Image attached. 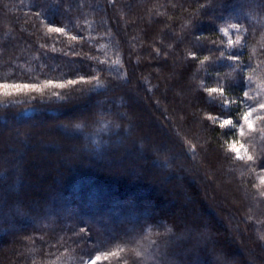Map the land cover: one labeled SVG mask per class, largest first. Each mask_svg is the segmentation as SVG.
Listing matches in <instances>:
<instances>
[{
	"label": "trees",
	"instance_id": "16d2710c",
	"mask_svg": "<svg viewBox=\"0 0 264 264\" xmlns=\"http://www.w3.org/2000/svg\"><path fill=\"white\" fill-rule=\"evenodd\" d=\"M230 24L240 30L232 48L223 32ZM56 27L64 32L50 31ZM232 54L237 59H227ZM46 80L65 87L0 94V264H90L105 251L116 255L101 256L98 264H264L254 207L225 203L197 175L210 200L223 206L209 208L175 162L184 155L188 165L200 156L212 175L215 165H225L253 201L255 180L241 181L231 150L237 124L234 131L232 125L221 128L218 118L241 117L247 85L253 100L264 104V0H0V84ZM131 82L149 101L172 100L173 113L174 107L181 111L172 92L188 103L194 99L202 139L187 116L184 141L176 144L154 124L144 126V108H126ZM122 109L138 125L127 141H120L130 127L120 118ZM52 116L79 131L46 129L42 123ZM158 116L168 123L167 113ZM41 117L43 122H28ZM261 127L251 138L258 147L253 163L264 157V120ZM42 133L51 138L43 140ZM141 140L156 145L140 150ZM40 142L50 146L39 153L68 160L39 179L47 193L25 186L35 177L38 157L49 163L35 149ZM71 151L78 162L65 156ZM134 228V240L122 243Z\"/></svg>",
	"mask_w": 264,
	"mask_h": 264
},
{
	"label": "rangeland",
	"instance_id": "374dc122",
	"mask_svg": "<svg viewBox=\"0 0 264 264\" xmlns=\"http://www.w3.org/2000/svg\"><path fill=\"white\" fill-rule=\"evenodd\" d=\"M226 27L223 30V32H224V36L226 37L228 46H230V48L236 47V45L239 44L238 43L239 39L236 37V35L238 32H240V30L238 28L233 27L231 24L227 25ZM230 40L233 42L231 45L229 44ZM140 60L142 61L143 59L140 58ZM175 70H177V69H175ZM170 72H172L171 69H170ZM155 74L157 75V73H155ZM137 76H138V78L140 76V74L138 75V72H137ZM170 78L172 79L171 76H170ZM129 87H130L129 89L131 91L130 94H131L132 98L127 100V103L124 102V103H126V108L130 110V104L131 103H136V105L140 104L139 106H142L144 108L145 114L147 115L145 118L148 119V120L144 119L142 121V124L144 126H151L152 124H154L157 128V132L167 142H173L174 144H176L179 141H184L183 131L185 132V128L182 126V124H183L184 120L186 119V116L191 120L195 131L197 133H199V137L200 138L203 137V134H202L203 131H202L200 118H199L200 115H199V112L197 110V107H195L193 104L194 99H192L191 103H188V101H187L188 98H180V97L176 96L175 93L172 92L173 98H176V103H177L178 109H179V111H181V112H176V107H174L175 113H173L171 104L173 106H175L176 104L172 100H169L168 102H166V101H164L163 97H160V98L153 97L149 101V99L147 97H145L139 90L135 89L136 85L134 82H131ZM164 91H165V95H164ZM245 92H247V97H244V102H243L244 111H247L249 108H251L253 110L251 119L254 123V128L252 130H249L247 128V126L244 125L243 120L240 119L239 124L236 125L238 142L235 144V146L237 148H240V145H243V147L240 148L238 155H237V153H234V156H235L236 160L239 161V163H240L239 168H238V176L241 179V181L243 182V181L247 180L248 178L255 180L256 185H255L253 201L252 202L250 201V203H249V201L245 199V197L242 195L237 183L233 182V180L231 179V176L227 175V173H226L227 170L225 168V165H222V164L215 165L214 166V173L212 175L210 172L206 171L203 162L201 160H199L200 156L198 158L196 156L194 158V161L192 159V163H190L188 165H186V163H185L184 155L177 157L175 162L177 163V167H179V169H181L183 171V176L187 177L190 180L195 182L194 185H195V188L198 190L199 197L201 198L203 203H205L209 208L216 209L219 211L220 209H223L222 208L223 206L221 204H218L216 201L210 200V197L208 196L207 189H205V187L203 188L200 181H198L196 179L197 175L203 177L202 180H204V183L207 182L210 184L211 188L213 187L214 190H218L219 195L221 196V198L224 200L225 203L228 202L229 204H234L233 203L234 201L241 200L244 204L246 203V208L247 207L251 208L253 206L254 207L253 224L255 225L256 234H257L258 238L264 242V170H262V168H261V164L264 163V157L258 158V161L255 160V162L253 163V160L257 158L258 147L255 145V143H253L254 145L251 144L252 143V141H251L252 136L255 133H258L259 129L262 128L261 126H262L263 120L261 119V117H263V116H262L261 111H260L261 110L259 107L260 105L257 104L253 100V95L255 93H254V90L252 89V87L249 88V85H247ZM13 93H16V92L13 91ZM161 93H163V96H166V94L168 93V90L166 88H164V90ZM0 94H3L2 90H0ZM190 98H191V96H190ZM151 102H152V107H151ZM113 103L115 105L118 104L115 100H113ZM127 109L121 110L120 118L122 121H124V125L130 123V125H129L130 127H129V130L128 129L126 130V132L124 133V135L122 136V139L120 141H127L130 137L137 135L136 128H138V125H136V123H134L133 119H131L132 116H130L128 114V112H130V111H127ZM158 113H160V114L162 113V115H164V113H167V115H169V119L167 120L168 123L164 124L161 121V119L159 118ZM224 117L225 116H221L218 118L220 123L223 122ZM41 119L43 120V118L41 117L37 121L29 120L28 122H30V124H33V122L34 123H37L40 121L43 122ZM51 119H52V121L49 123L47 121H44V123H42V125H44L46 129L50 126L56 128V126L59 125V123H57L55 121V120H57L55 117L52 116ZM169 124H171V126H173L175 128L169 129V126H170ZM7 126H11V122L10 123L8 122L6 124V127ZM59 126L62 127L61 130L64 132L72 133V132L79 131V128L77 126H72L70 128H65L61 125H59ZM225 126H230V125H225ZM241 128L243 129V135L240 134ZM48 129H51V128H48ZM169 130H171V131H169ZM41 135L43 137V140L51 138V137L44 135L43 133ZM53 137L55 138V135H53ZM30 138H32V136H30ZM115 138H117V137H115ZM4 139H5L4 142H6L7 140L5 137H4ZM59 140H61V144H62V146H64V142L66 139H64L63 137H59ZM141 141H142L141 143L140 142H138L137 144H136V142L134 143V145L136 144L137 148L140 150L145 149L146 147L149 148V147L156 145V142L148 143V140L147 141L141 140ZM204 141L202 140V142H204ZM36 145H37V147H35V149H37L36 151L38 153H39L40 148H44L43 150H47L45 147L50 146V145L44 144V142L43 143L42 142L36 143ZM59 147L60 146H58V149H59ZM43 150L42 151L40 150L41 153H39V154H43L44 157L42 159L47 160L49 163L46 164L45 161L40 162L41 160L38 157L37 158L38 161L36 162L38 169L35 172V177L32 178L30 176V177L26 178L25 186L33 185L35 191H40V190L44 189V192H46L47 191V189L45 190L46 187L43 186L42 183H40V181H39L41 176L46 174L47 170H50V171L56 170L55 168L60 167L62 164L68 165V162H67L68 160L67 159L63 160L59 157L56 159L55 154L57 152L54 153V152H48L47 151L46 153H44ZM203 150L204 149L199 148V154ZM75 154H76L75 151H71V153L67 152L65 156L67 157L70 155L72 160L78 162L77 158L75 157ZM255 154H256V156H255ZM238 156L242 157V159L238 158ZM249 156L252 157L251 161L248 159ZM158 159L161 163L164 161L163 156L159 157ZM17 162H18V159H17ZM128 166H130V165H128ZM114 168H115V171L119 172V169H123L125 167H112V169H110V170H113ZM18 171H21V170H18ZM106 171L107 170H104L101 172L106 173ZM23 173L26 174V171L23 170ZM179 174L180 173H177V172L174 173V175H177L180 177ZM245 189H248V188L245 187ZM9 190L15 192V190H13L12 188ZM205 196H206V198H205ZM233 198H234V200H232ZM171 199H173V198H171ZM170 205H172V204H170ZM171 207H173V206H171ZM166 208H169V206L164 207V209H166ZM248 212H249V210H248ZM220 224L222 225L223 228H225L227 230L228 238H231V239H233L232 241H235L234 240V238H236L235 232H233L231 230V228L228 226V224L223 222V221H221ZM239 253L241 254V253H243V251L240 249Z\"/></svg>",
	"mask_w": 264,
	"mask_h": 264
},
{
	"label": "snow or ice",
	"instance_id": "6c2138e0",
	"mask_svg": "<svg viewBox=\"0 0 264 264\" xmlns=\"http://www.w3.org/2000/svg\"><path fill=\"white\" fill-rule=\"evenodd\" d=\"M233 27H236V26L233 25ZM50 31H54L56 33H63L64 29L60 28V27H56V28L50 29ZM72 39H76V37H72ZM232 43L233 42L230 40L229 44L231 45ZM227 59L235 60V59H237V57L235 56V54H232V55H229L227 57ZM81 80H83V77H81ZM77 83H78L77 80H68L67 81L68 85H75ZM47 87H53V88L62 89V88L65 87V83L64 82H54L52 80H46L43 83L18 82V83H4V84H0V90L3 91V95H5V96H11L13 91H15L16 93L42 92L43 89H45ZM208 91L211 92V93L219 92V93L223 94L225 90L223 88H209ZM244 96L247 97V92L244 93ZM236 107L239 108V105H237ZM259 107H260L261 111H264V104H260ZM252 111L253 110L251 108H249L247 111H244L242 113V116L239 119H237L235 122L231 118L224 119L223 122L220 124V127L223 128L225 125H232L233 126L232 131H234L235 130L234 125L235 124H239L240 119H242L243 122H244V125H246L249 130H252L254 128V123H253V121L251 119ZM261 119L264 120V117H261ZM77 127H79V125H77ZM240 134L243 135V129L242 128L240 130ZM242 147H243V145H240V148H242ZM240 148H237L235 146V142L231 146V150L234 153H237V155H238V153L240 151ZM238 158L242 159V157H239V156H238ZM248 159L251 161L252 157L249 156ZM261 168H262V170H264V163L261 164ZM157 227H160V225H157ZM143 230H144V228L141 227L140 231H143ZM81 231H83V229H81ZM135 232H136V229L134 228L130 232L126 233V236L128 237V239H126L124 241H121V242L125 243V244L132 242V240H134V238H135ZM169 232H171L170 228L166 229L165 234H167ZM115 255H116V253L115 252H111V251L101 252L100 255H97V256H95L94 258H92L90 260V264H98V261H100L101 256L107 258L108 256H115Z\"/></svg>",
	"mask_w": 264,
	"mask_h": 264
}]
</instances>
